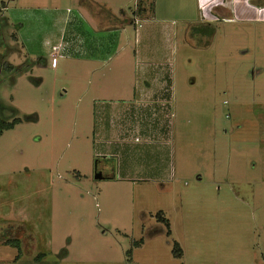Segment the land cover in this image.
<instances>
[{"label": "rangeland", "instance_id": "374dc122", "mask_svg": "<svg viewBox=\"0 0 264 264\" xmlns=\"http://www.w3.org/2000/svg\"><path fill=\"white\" fill-rule=\"evenodd\" d=\"M226 3L0 0V264H264V0Z\"/></svg>", "mask_w": 264, "mask_h": 264}, {"label": "crops", "instance_id": "0c3cea01", "mask_svg": "<svg viewBox=\"0 0 264 264\" xmlns=\"http://www.w3.org/2000/svg\"><path fill=\"white\" fill-rule=\"evenodd\" d=\"M202 3H207V5H210V11L209 12L212 16L214 15L215 18H219V16L222 15L225 18H227V12L228 10L225 8L227 6L226 0L225 2L222 3V0H200ZM213 7L218 8L213 11ZM224 8V9H223ZM239 9L238 13L243 14V11ZM147 10L142 7V5L137 6L135 10V15H138L142 17ZM137 16V17H138ZM106 29V28H105ZM113 30V32H115ZM109 32V31H108ZM75 33V32H74ZM88 33V32H87ZM95 33H106L105 30H101V32H95ZM70 42L65 43V51L66 53L69 52L68 48L74 46V36L71 34ZM54 47H59V51H62L63 44L58 43L52 47V51ZM73 50V49H72ZM71 50V51H72ZM58 51V53H59ZM72 53L75 55L74 51ZM54 55V53H53ZM134 55L138 57L139 55V49L134 50ZM142 66L144 67L143 72L145 73V70H148L150 68L153 69L151 73L152 77V82L149 83L147 80L143 81L142 83V88L138 90L137 94V99L135 101V112L139 111V108H143V110H147L151 115H158L159 112L168 111V102L169 98L171 95V88H172V80H173V73L172 70L170 69V64L168 63L167 60H158V61H153V60H144L142 61ZM5 68V67H4ZM11 70L10 66L7 67V70ZM164 68L170 69L166 70ZM134 113V112H133ZM132 113V114H133ZM136 115V113L134 114ZM125 134V133H124ZM128 141H126V136L125 135H120L119 140L116 141L117 145H127Z\"/></svg>", "mask_w": 264, "mask_h": 264}, {"label": "trees", "instance_id": "16d2710c", "mask_svg": "<svg viewBox=\"0 0 264 264\" xmlns=\"http://www.w3.org/2000/svg\"><path fill=\"white\" fill-rule=\"evenodd\" d=\"M8 67V66H7ZM10 68H11V66H10ZM9 69V68H8ZM14 127V123H5V122H1L0 121V135L2 134V132L3 131H5V130H9V129H12ZM156 217H158V220L160 221L161 220V222H163V221H167V220H163L162 221V219H160V216L159 215H157ZM166 223V222H165ZM167 226H168V224H167ZM15 246V245H14ZM136 246H139V245H136ZM182 251H181V249H180V247H179V245H178V243H175L174 244V246H173V251H172V253H173V257L174 258H180L181 256H182V253H181ZM129 254H130V252H129ZM41 257V255L38 257V260H39V258Z\"/></svg>", "mask_w": 264, "mask_h": 264}, {"label": "flooded vegetation", "instance_id": "af4514ba", "mask_svg": "<svg viewBox=\"0 0 264 264\" xmlns=\"http://www.w3.org/2000/svg\"><path fill=\"white\" fill-rule=\"evenodd\" d=\"M2 43H3V41H0V48H2L1 47L2 46L1 44ZM12 245H15V246L17 245L19 247V244L18 243L17 244L16 243H12ZM19 253H21V250L19 251ZM37 259H38V257H35V260H37Z\"/></svg>", "mask_w": 264, "mask_h": 264}, {"label": "built area", "instance_id": "2783aa9c", "mask_svg": "<svg viewBox=\"0 0 264 264\" xmlns=\"http://www.w3.org/2000/svg\"><path fill=\"white\" fill-rule=\"evenodd\" d=\"M58 51H59V47H54L53 48V52L56 54V53H58Z\"/></svg>", "mask_w": 264, "mask_h": 264}, {"label": "water", "instance_id": "95a60500", "mask_svg": "<svg viewBox=\"0 0 264 264\" xmlns=\"http://www.w3.org/2000/svg\"><path fill=\"white\" fill-rule=\"evenodd\" d=\"M96 178H97V179H100V178H101V175H100V174H97V175H96Z\"/></svg>", "mask_w": 264, "mask_h": 264}]
</instances>
